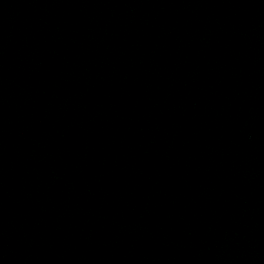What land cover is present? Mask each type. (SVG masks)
<instances>
[{"label": "water", "instance_id": "water-1", "mask_svg": "<svg viewBox=\"0 0 264 264\" xmlns=\"http://www.w3.org/2000/svg\"><path fill=\"white\" fill-rule=\"evenodd\" d=\"M0 264H264V0H0Z\"/></svg>", "mask_w": 264, "mask_h": 264}]
</instances>
